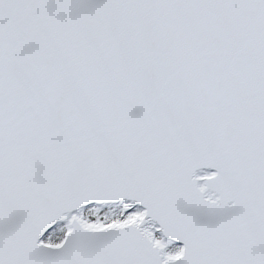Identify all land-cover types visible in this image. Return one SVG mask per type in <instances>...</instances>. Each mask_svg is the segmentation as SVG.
Listing matches in <instances>:
<instances>
[{
  "label": "snow or ice",
  "instance_id": "6c2138e0",
  "mask_svg": "<svg viewBox=\"0 0 264 264\" xmlns=\"http://www.w3.org/2000/svg\"><path fill=\"white\" fill-rule=\"evenodd\" d=\"M0 264H264V0H0Z\"/></svg>",
  "mask_w": 264,
  "mask_h": 264
}]
</instances>
